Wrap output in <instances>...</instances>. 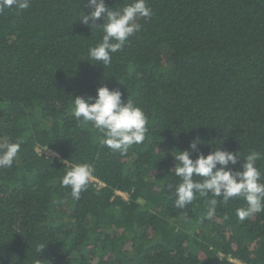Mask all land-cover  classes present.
Wrapping results in <instances>:
<instances>
[{"label":"trees","instance_id":"trees-1","mask_svg":"<svg viewBox=\"0 0 264 264\" xmlns=\"http://www.w3.org/2000/svg\"><path fill=\"white\" fill-rule=\"evenodd\" d=\"M147 3L152 17L109 66L88 60L103 32L81 23L87 0L0 11V140L22 141L0 169V264H264V213L240 221L235 198L208 219L211 195L181 210L169 187L180 182L172 155L196 137L204 155L238 153L234 170L264 153V0ZM100 87L148 117L125 155L71 114L73 99ZM65 160L91 165L103 185L90 181L74 200L60 183ZM257 167L264 178V160Z\"/></svg>","mask_w":264,"mask_h":264},{"label":"clouds","instance_id":"clouds-1","mask_svg":"<svg viewBox=\"0 0 264 264\" xmlns=\"http://www.w3.org/2000/svg\"><path fill=\"white\" fill-rule=\"evenodd\" d=\"M13 6L22 11L30 7V0H0V11ZM85 7L89 11L87 15L82 12L81 23L91 30L99 28L103 32L100 42L89 48L88 60L102 66H109L112 54L122 51L127 40L141 30L142 25L138 21L148 20L153 15L147 0H128L115 10L109 9L105 0H87ZM97 21L103 23L97 27ZM122 95L117 89L100 87L95 97L78 96L73 99L71 114L78 122L90 124L96 130L100 146L125 155L133 145L145 140L148 117L133 101H122ZM202 143L196 137L189 143L188 150L175 151L176 154L172 155L177 163L171 171L180 181L174 188L169 185L174 206L183 210L192 204L197 195H211L212 198L206 201L208 219L215 216L219 204H227L235 198L243 199L246 205L236 209L240 221L253 214L264 213V178L257 167V162L264 160V153L250 151L243 157L239 170H234L241 159L238 153L217 147L204 155L198 151V145ZM21 144L19 140H0V169L12 167ZM193 153H197L195 159L190 158ZM63 163L69 170L60 181L61 187L69 188L71 197L79 200L80 194L94 178L93 168L87 163L71 164L67 160ZM44 246L40 245L38 251Z\"/></svg>","mask_w":264,"mask_h":264},{"label":"built area","instance_id":"built-area-1","mask_svg":"<svg viewBox=\"0 0 264 264\" xmlns=\"http://www.w3.org/2000/svg\"><path fill=\"white\" fill-rule=\"evenodd\" d=\"M45 153L48 154V155H54V154L51 153L49 150H46ZM91 181L94 182V183H96V184H98L99 186H102V185H103L102 183H100L98 180H96V179H94V178H93ZM117 194H119V195L122 196L121 193H117ZM233 262H234L235 264H241V263H239L238 261H233Z\"/></svg>","mask_w":264,"mask_h":264},{"label":"rangeland","instance_id":"rangeland-1","mask_svg":"<svg viewBox=\"0 0 264 264\" xmlns=\"http://www.w3.org/2000/svg\"><path fill=\"white\" fill-rule=\"evenodd\" d=\"M122 197H124L125 199H127V196L125 194H122Z\"/></svg>","mask_w":264,"mask_h":264}]
</instances>
